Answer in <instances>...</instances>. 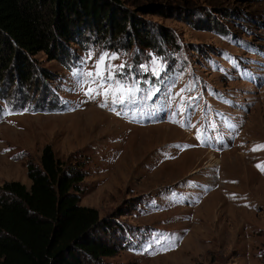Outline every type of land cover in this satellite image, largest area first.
<instances>
[{"label":"rangeland","instance_id":"rangeland-1","mask_svg":"<svg viewBox=\"0 0 264 264\" xmlns=\"http://www.w3.org/2000/svg\"><path fill=\"white\" fill-rule=\"evenodd\" d=\"M119 3L152 48L85 33L66 56L36 54L31 83L14 67L4 76L0 186L28 188L26 164L49 145L79 167L78 205L96 210L107 227L95 236L117 250L84 264H262L264 0ZM104 53L125 65L126 87L137 82L136 104L102 107L84 95L95 85L77 84Z\"/></svg>","mask_w":264,"mask_h":264},{"label":"trees","instance_id":"trees-1","mask_svg":"<svg viewBox=\"0 0 264 264\" xmlns=\"http://www.w3.org/2000/svg\"><path fill=\"white\" fill-rule=\"evenodd\" d=\"M85 33L131 34L140 47L152 48L153 40L119 0H0V83L13 67L14 79L31 83L36 54L66 56L67 45L80 44ZM25 170L28 188L16 181L0 186V264H84L81 257L97 262L116 254L95 236L97 228L107 227L96 210L78 205V166L62 167L44 145L38 167L27 163Z\"/></svg>","mask_w":264,"mask_h":264},{"label":"snow or ice","instance_id":"snow-or-ice-1","mask_svg":"<svg viewBox=\"0 0 264 264\" xmlns=\"http://www.w3.org/2000/svg\"><path fill=\"white\" fill-rule=\"evenodd\" d=\"M90 58L91 54H89V59ZM116 58L115 55L109 56L107 53L101 54L93 65L92 70L87 73L79 71L73 74L74 78H77V84L81 87H83V83L81 82L80 77H86L91 84L95 85V87L89 86L84 92V95L91 99H95L97 95L104 97V103L101 104L102 107L108 106L109 98L113 105L120 104L127 107L129 104H136L137 100L135 98V93L137 91H142L134 80L132 81V86H125V82L128 79L123 72L125 65L121 64L115 66L110 63L111 60ZM153 65L154 67L151 69L153 74L159 75L161 69L155 67L156 61H153ZM145 70L148 69L145 67ZM117 114L119 115L123 113L118 112ZM260 147H264V145L256 146L253 151ZM258 167L261 168V170H264V166L258 165Z\"/></svg>","mask_w":264,"mask_h":264}]
</instances>
